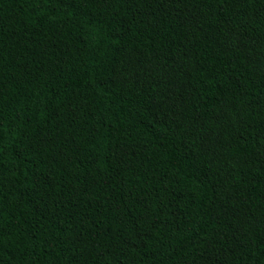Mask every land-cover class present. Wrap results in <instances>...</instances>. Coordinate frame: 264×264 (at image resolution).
I'll return each instance as SVG.
<instances>
[{
	"label": "trees",
	"instance_id": "obj_1",
	"mask_svg": "<svg viewBox=\"0 0 264 264\" xmlns=\"http://www.w3.org/2000/svg\"><path fill=\"white\" fill-rule=\"evenodd\" d=\"M0 264H264V0H0Z\"/></svg>",
	"mask_w": 264,
	"mask_h": 264
}]
</instances>
